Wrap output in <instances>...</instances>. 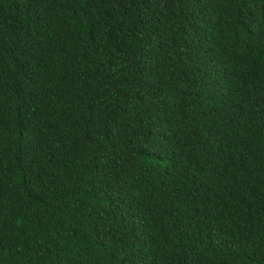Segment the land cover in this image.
I'll return each instance as SVG.
<instances>
[{"label": "trees", "instance_id": "obj_1", "mask_svg": "<svg viewBox=\"0 0 264 264\" xmlns=\"http://www.w3.org/2000/svg\"><path fill=\"white\" fill-rule=\"evenodd\" d=\"M0 264H264V0H0Z\"/></svg>", "mask_w": 264, "mask_h": 264}]
</instances>
